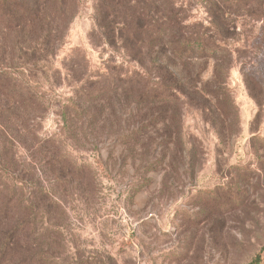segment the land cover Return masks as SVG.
<instances>
[{"label":"rangeland","instance_id":"obj_1","mask_svg":"<svg viewBox=\"0 0 264 264\" xmlns=\"http://www.w3.org/2000/svg\"><path fill=\"white\" fill-rule=\"evenodd\" d=\"M51 1L37 0L20 34L0 30V72L36 98L0 101V175L41 195L23 207L38 214L7 264H264V12L223 3L218 20L207 0H166L169 13L159 0ZM148 3L154 27L169 20L224 51L176 63L192 82L169 99L154 84L156 48L139 52L156 35L113 31ZM30 24L52 26L32 60L11 50ZM105 76L115 82L98 92Z\"/></svg>","mask_w":264,"mask_h":264},{"label":"trees","instance_id":"obj_2","mask_svg":"<svg viewBox=\"0 0 264 264\" xmlns=\"http://www.w3.org/2000/svg\"><path fill=\"white\" fill-rule=\"evenodd\" d=\"M1 2L0 30H2V28L8 31L16 30L17 34H20L21 30L25 28V26H22L23 24L20 20L22 18L28 19L36 14L35 3L37 0H4L2 3ZM64 2L65 0H53L51 1L50 6L58 9V7L61 8ZM207 3L209 4L210 9L219 11L218 20H221L223 16L222 11L220 10V6H223V3L224 5L225 3L227 4L226 8L229 10L235 6L241 8L246 5H252L257 6L260 9V12H264V0H207ZM157 4H160L159 7H157L160 9H158V11L164 10L169 13L170 7L168 8L169 3L166 0H159V3ZM154 7H156L154 3H148L144 6L143 11H139L138 16L135 17L136 21H134V24H126L128 26L122 28L114 25L113 31H116V33L120 35L123 33H126V35L130 33L131 37L138 33L141 34V36L146 34H150V36L156 35V37H153L154 40L152 42L148 41L145 44L140 43L139 52L145 50L149 51V49L150 51H154L156 48V55L151 57V62L159 72H162V76H164L162 77L159 75L161 81L155 82L154 84H156L157 87L160 85L161 87L170 89L169 92L165 94V97H163L164 99H169L175 96L172 92L173 90L183 91L185 88L184 86L188 85L189 82H192L189 77L191 74L187 77L180 74L177 71L176 63H181L180 61H183L184 59L192 60L198 56L204 58L215 57L217 54H223L224 51L222 47L216 45L214 43L215 41H212L210 37L206 36L204 33H199L197 31L191 37H184L180 28L176 26V23H172L169 20L164 24H159L154 27L152 24L153 15L150 13V11H153L151 8ZM102 8L103 9L100 10V14L102 15L100 20L102 24H99V26L100 28L104 27L106 30H109V24L106 21L107 14L104 12L105 7ZM114 12H109V16L114 15V17L117 18V16L121 14L118 10ZM123 16L125 20L128 17L126 14ZM141 18H143V20ZM140 20L143 21V23H141ZM215 22L214 18V29L216 33L221 35L222 33ZM26 27L31 36L27 35V39L21 38V41L17 40L16 43L19 44L16 47H12L11 50L20 54L22 53L21 55L28 54L32 60L37 58L38 55H42L43 52L47 50V47L51 46L49 45V42L52 40V26L47 24L43 27H36V25L30 24ZM44 28L46 31L45 33ZM174 31L180 35V40L172 41ZM111 36H113V32ZM110 39L111 42L114 41L112 38ZM135 42L136 41H133L132 39L129 42H126V45L131 47ZM153 42H156L157 45ZM50 44H52V42ZM6 46H8L7 42L2 39L0 47ZM169 47L173 51L165 61L163 58L168 52ZM169 60L171 61L170 63L168 62ZM168 64L169 67L167 66ZM107 77L108 76H105L101 83L94 82L95 84L98 83L97 86H95L98 92H103L110 83L115 82V79L112 78V80H109ZM20 84L21 83L14 79L9 72H0V101H2L4 105L9 106L11 104L15 107H21V105H24V102L30 106L35 104L36 98L32 91ZM153 94L155 96H161L160 92H155ZM82 99L83 97L78 95L76 100L71 101V106L79 109L81 107ZM36 189L38 188L23 184L22 179L21 181L14 179L9 182L8 179L0 175V264H7L13 261L15 256L14 246L18 238L27 232V230L32 229L30 228V225L34 224L32 221L38 214L39 208L35 205L33 209H28L27 212L23 207L26 203H33V201L41 198L40 193ZM21 207L22 209H20ZM20 212L21 215L29 216L28 219L23 220L25 216L20 220L16 219L15 216H18L17 214Z\"/></svg>","mask_w":264,"mask_h":264}]
</instances>
